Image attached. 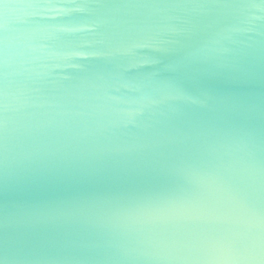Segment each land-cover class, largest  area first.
Returning <instances> with one entry per match:
<instances>
[{
  "label": "water",
  "instance_id": "95a60500",
  "mask_svg": "<svg viewBox=\"0 0 264 264\" xmlns=\"http://www.w3.org/2000/svg\"><path fill=\"white\" fill-rule=\"evenodd\" d=\"M9 2L0 264H200L195 247L264 238V19L247 30L264 0H77L88 9L43 15ZM176 5L212 14L192 33L144 15ZM228 29L222 50L187 59Z\"/></svg>",
  "mask_w": 264,
  "mask_h": 264
},
{
  "label": "clouds",
  "instance_id": "9594fccd",
  "mask_svg": "<svg viewBox=\"0 0 264 264\" xmlns=\"http://www.w3.org/2000/svg\"><path fill=\"white\" fill-rule=\"evenodd\" d=\"M10 5H5V68H8V9ZM48 10L39 9L34 14H47ZM212 13L205 5H176L168 6L167 8L156 7L144 15L147 17H160L169 21L168 31L180 33H192L195 30V25L191 23L193 19L207 17ZM183 19L185 21L183 26H177L172 21ZM264 19V5L255 6L254 10L248 13V29L253 30L256 21ZM32 31L43 33L48 31L47 25H34L30 27ZM237 29H228L226 33L219 38L205 44L200 49L190 54L187 58L189 61H197L206 58L210 53L222 50V42L230 39L231 35ZM122 44H117L115 51L122 49ZM33 52L42 53L36 59L50 58L51 53H45L44 46L29 45ZM191 259L200 262V264H264V238H261L257 232L255 234L243 231L239 235V239H216L209 244H203L195 247L192 251Z\"/></svg>",
  "mask_w": 264,
  "mask_h": 264
},
{
  "label": "snow or ice",
  "instance_id": "6c2138e0",
  "mask_svg": "<svg viewBox=\"0 0 264 264\" xmlns=\"http://www.w3.org/2000/svg\"><path fill=\"white\" fill-rule=\"evenodd\" d=\"M15 3L25 5L31 8H39V9H46L48 12H56L61 9H88L87 5L77 3V0H70L68 3H58L53 2V0H45V2H38V0H14ZM10 2L9 0H0V6L8 5ZM28 21H25L27 23ZM33 24H36L33 19L30 21ZM0 29L5 32V21L4 18L0 19ZM95 34V30L94 33Z\"/></svg>",
  "mask_w": 264,
  "mask_h": 264
}]
</instances>
